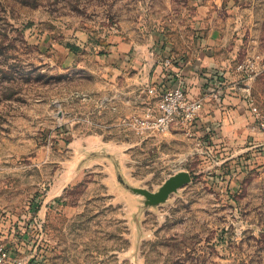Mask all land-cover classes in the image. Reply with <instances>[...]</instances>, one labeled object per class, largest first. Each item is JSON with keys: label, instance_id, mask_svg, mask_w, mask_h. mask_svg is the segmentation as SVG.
Returning a JSON list of instances; mask_svg holds the SVG:
<instances>
[{"label": "rangeland", "instance_id": "obj_1", "mask_svg": "<svg viewBox=\"0 0 264 264\" xmlns=\"http://www.w3.org/2000/svg\"><path fill=\"white\" fill-rule=\"evenodd\" d=\"M193 1L0 0V244L10 260L264 264V134L231 151L128 123L153 105L147 90L157 68L169 70L165 58L190 52ZM178 172L189 183L155 207L130 191L157 192Z\"/></svg>", "mask_w": 264, "mask_h": 264}, {"label": "crops", "instance_id": "obj_2", "mask_svg": "<svg viewBox=\"0 0 264 264\" xmlns=\"http://www.w3.org/2000/svg\"><path fill=\"white\" fill-rule=\"evenodd\" d=\"M193 2L195 42L187 56L165 58L169 70L156 69L153 87H176L181 80L187 96L202 102L193 135L231 151H251L264 134H258L250 112L255 103L264 111V90L258 88L259 76H264V0ZM255 56L260 60L257 74L247 79L237 67Z\"/></svg>", "mask_w": 264, "mask_h": 264}, {"label": "built area", "instance_id": "obj_3", "mask_svg": "<svg viewBox=\"0 0 264 264\" xmlns=\"http://www.w3.org/2000/svg\"><path fill=\"white\" fill-rule=\"evenodd\" d=\"M258 56L245 60L237 67V71L252 79L257 74ZM170 60H165L163 66H170ZM147 93L154 100L153 105L147 106L141 115L129 120V125L138 134L168 133L172 128H180L186 133L193 134V126L202 111L201 100L190 99L181 80L176 87L165 89L149 88ZM250 112L257 118L259 128L264 132V112H257L251 105ZM0 264H21V261L10 260L6 248L0 244Z\"/></svg>", "mask_w": 264, "mask_h": 264}, {"label": "water", "instance_id": "obj_4", "mask_svg": "<svg viewBox=\"0 0 264 264\" xmlns=\"http://www.w3.org/2000/svg\"><path fill=\"white\" fill-rule=\"evenodd\" d=\"M190 177L186 172H178L177 174L168 178L157 192H150L141 188H131L130 191L144 198L145 206L155 207L164 203L168 196L178 189L189 183Z\"/></svg>", "mask_w": 264, "mask_h": 264}]
</instances>
